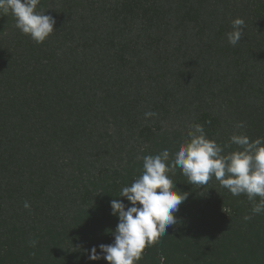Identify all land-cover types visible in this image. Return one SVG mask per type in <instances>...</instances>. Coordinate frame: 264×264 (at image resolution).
Returning <instances> with one entry per match:
<instances>
[{"label": "trees", "instance_id": "1", "mask_svg": "<svg viewBox=\"0 0 264 264\" xmlns=\"http://www.w3.org/2000/svg\"><path fill=\"white\" fill-rule=\"evenodd\" d=\"M37 11L56 20L41 44L0 12V264H109L88 255L114 243L111 201L130 204L120 191L143 156L172 157L195 124L222 147L264 138V0H40ZM236 18L245 32L232 46ZM169 175L188 197L137 264H264V213L246 195Z\"/></svg>", "mask_w": 264, "mask_h": 264}, {"label": "clouds", "instance_id": "2", "mask_svg": "<svg viewBox=\"0 0 264 264\" xmlns=\"http://www.w3.org/2000/svg\"><path fill=\"white\" fill-rule=\"evenodd\" d=\"M39 4L40 0H0V12L11 13L16 27L41 44L54 32L56 20L37 11ZM232 29L226 34L227 40L236 46L244 36L245 21L234 19ZM144 115L147 118L157 114L146 112ZM243 127V122L236 125L238 129ZM188 137L172 157L168 149L143 156L141 175L120 191V197H126L130 204L126 206L120 199L111 201L112 214L119 218L112 230L114 243L100 244L99 252L97 246H93L89 260L137 264L146 247L155 245L167 234L168 227L177 223L179 206L188 197V193L176 190V183L170 178L169 174L174 176L177 168L188 183L205 186L214 178L233 196L246 195L252 202V215L264 213V138L251 140L247 135L233 134L229 145L224 147L235 144L239 150L224 155V147L206 137L203 125L191 126ZM24 207L30 208V204L25 201ZM251 218V215L244 217L245 220ZM36 243L35 240L29 242L32 247Z\"/></svg>", "mask_w": 264, "mask_h": 264}]
</instances>
